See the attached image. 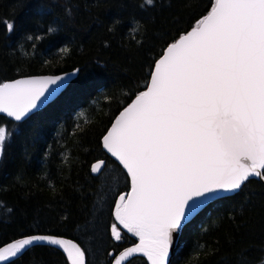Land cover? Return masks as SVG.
<instances>
[{
    "label": "trees",
    "instance_id": "16d2710c",
    "mask_svg": "<svg viewBox=\"0 0 264 264\" xmlns=\"http://www.w3.org/2000/svg\"><path fill=\"white\" fill-rule=\"evenodd\" d=\"M213 2L0 0V84L77 69L54 100L23 121L0 115L10 133L0 153V247L52 234L74 241L85 264H111L137 240L124 230L120 241L111 236L115 203L130 182L102 137L145 89L167 44ZM4 22H14V31ZM2 264L68 262L57 248L33 245ZM124 264L148 262L135 255ZM169 264H264V184L251 178L239 192L208 203L183 226Z\"/></svg>",
    "mask_w": 264,
    "mask_h": 264
},
{
    "label": "snow or ice",
    "instance_id": "6c2138e0",
    "mask_svg": "<svg viewBox=\"0 0 264 264\" xmlns=\"http://www.w3.org/2000/svg\"><path fill=\"white\" fill-rule=\"evenodd\" d=\"M4 23L14 31V22ZM63 87L61 76L2 83L0 113L21 121ZM145 88L103 136V147L131 181V191L116 201L111 236L120 241L122 225L140 240L114 264L137 252L166 264L172 233L201 205L239 192L252 177L264 181V0H214L163 49ZM9 135L0 127V152ZM35 241L61 247L71 264H85L76 243L39 234L0 248V261Z\"/></svg>",
    "mask_w": 264,
    "mask_h": 264
},
{
    "label": "water",
    "instance_id": "95a60500",
    "mask_svg": "<svg viewBox=\"0 0 264 264\" xmlns=\"http://www.w3.org/2000/svg\"><path fill=\"white\" fill-rule=\"evenodd\" d=\"M191 30V29H190ZM190 30H188V31H190ZM184 34H186V33H184ZM179 38V37H178ZM177 38V39H178ZM167 47V46H166ZM163 54V53H162ZM161 54V55H162ZM159 59V58H158ZM154 67V66H153ZM76 75H77V69H73V70H70V71H66V72H62V73H58V74H42V75H31V76H22V77H18V78H15V79H12V80H8V81H5L4 83H10V82H12V81H14V80H17V79H25V78H28V77H49V76H61V77H63L64 78V87L56 94V96H54L51 100H49L46 104H44V105H42L39 109H37V110H34L32 113H34L35 111H38V110H40V109H42L43 107H45L48 103H50L52 100H54L64 89H65V87L76 77ZM149 80H150V78H149ZM146 90V88L143 90V91H145ZM133 99H135V97L133 98ZM132 99V100H133ZM132 100L130 101V103L132 102ZM129 103V104H130ZM128 106V104L125 106V107H127ZM124 107V108H125ZM123 108V109H124ZM123 109L121 110V111H123ZM120 111V112H121ZM119 112V113H120ZM32 113H30L29 115H31ZM119 113L115 116V118L113 119V121H112V123L110 124V126H109V128L107 129V131L105 132V134L104 135H106L107 134V132H108V130L111 128V126H112V124L114 123V121H115V119H116V117L119 115ZM0 115H3V116H5V117H7V118H9L10 120H12V121H15L14 120V118H11V117H8L7 116V114L6 113H0ZM28 115V116H29ZM27 116V117H28ZM27 117H25L24 119H26ZM24 119H22L21 121H23ZM15 122H20V121H15ZM103 135V136H104ZM102 146H103V137H102ZM103 149H104V151L106 152V154L109 156V157H111L112 159H114L120 166H121V168L125 171V173L127 174V172H126V170L123 168V166L119 163V161L115 158V157H113L112 155H111V153H109L104 147H103ZM100 161H102V160H100ZM100 161H96L95 163H97V162H100ZM94 163V164H95ZM103 165H104V162H103V164H102V167H101V169L103 168ZM101 169H100V171H101ZM100 171H98V172H96V173H93L94 175H96V174H98ZM128 176V175H127ZM129 178V182H130V187H129V190H128V192H130L131 191V181H130V177H128ZM252 178H256V177H252ZM251 179V178H250ZM257 179H259V178H257ZM260 180V179H259ZM263 184H264V181H262V180H260ZM127 192V193H128ZM123 194H126V193H123ZM228 195H231V194H221L219 197H217V198H220V197H224V196H228ZM217 198H215V199H217ZM215 199H213V200H215ZM118 200V199H117ZM213 200H209V201H207L206 203H204L203 205H201L198 209H197V211L195 212V213H193V215L191 216V217H189L184 223H183V225H182V227L180 228V229H178V230H176L175 232H173L172 233V242H171V244H170V246H169V254H168V258H167V261H166V264H169L170 263V260H171V258H172V255H173V253H174V250H175V248H176V245H177V242H178V238H179V235H180V232H181V230H182V228H183V226L187 223V222H189L197 213H199L208 203H210L211 201H213ZM116 204V203H115ZM114 210H115V206H114ZM114 210H113V213H114ZM113 220H114V222L116 223V221H115V218H114V215H113ZM118 227L121 229V230H124V231H127V229H124L123 228V226L122 225H118ZM33 235H37V234H33ZM39 235H50V236H54V237H56V238H58V239H66V240H70L69 238H66V237H63V236H57V235H52V234H39ZM28 236H31V235H28ZM25 237H27V236H23V237H20V238H18V239H23V238H25ZM17 240V239H16ZM15 241V240H14ZM14 241H12V242H14ZM72 241V240H71ZM12 242H10V243H12ZM73 243H75L74 241H72ZM140 242V240H139V237H137V240L134 242V243H132V244H130V245H128V246H126V247H124L123 249H121L114 257H113V259H112V262H111V264H114V262H115V258L116 257H118L119 255H120V253H122L123 251H125L127 248H130V247H134L136 244H138ZM9 244V243H8ZM33 245H47V246H51V247H54V248H57V249H59L64 255H65V257H66V259H67V262H68V264H71V261H69L68 260V258H67V254L63 251V249L61 248V247H59V246H57V245H52V244H50V243H48V242H46V241H35L34 243H33ZM33 245H29V246H26L25 247V249H27V248H29V247H31V246H33ZM5 246H7V244H5V245H3V246H1L0 248H3V247H5ZM25 249H23L22 251H24ZM21 251V252H22ZM20 252V253H21ZM20 253H18L17 255H19ZM135 255H142L143 257H145V259L147 260V262H148V264H151V261L148 259V257L143 253V252H137V253H133L131 256H128V257H125V259L124 260H122L121 261V264H124L130 257H132V256H135ZM12 258H14V257H9L7 260H5V261H0V264H2V263H4V262H6V261H9V260H11Z\"/></svg>",
    "mask_w": 264,
    "mask_h": 264
},
{
    "label": "rangeland",
    "instance_id": "374dc122",
    "mask_svg": "<svg viewBox=\"0 0 264 264\" xmlns=\"http://www.w3.org/2000/svg\"><path fill=\"white\" fill-rule=\"evenodd\" d=\"M1 153V152H0Z\"/></svg>",
    "mask_w": 264,
    "mask_h": 264
}]
</instances>
